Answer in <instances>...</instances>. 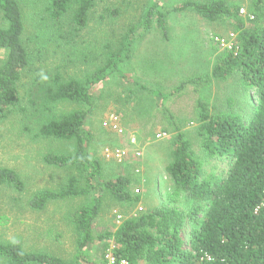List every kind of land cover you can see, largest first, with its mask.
<instances>
[{
    "label": "rangeland",
    "instance_id": "rangeland-1",
    "mask_svg": "<svg viewBox=\"0 0 264 264\" xmlns=\"http://www.w3.org/2000/svg\"><path fill=\"white\" fill-rule=\"evenodd\" d=\"M18 1L24 14L23 38L30 65L18 86L20 106L0 123V166L15 170L26 189L19 193L0 186V240L17 242L27 252L44 251L68 262L112 264L113 246L105 242L79 250L74 215L90 200L84 197L58 200L42 211L29 206L35 193L57 190L71 176L78 175L74 169L57 168L43 161L49 153L73 152L74 144L44 139L37 134L54 117L85 108L69 102L46 106L41 100L55 77L63 81L84 80L105 61L107 51H115L126 33L134 30L130 60L93 91L95 106L86 128L94 136L89 151L102 164V180L119 175L131 177L132 190L140 195L141 202L122 204L106 192H97L96 195L102 196V206L94 232L97 235L115 232L124 220L163 204L187 208L186 195L176 193L167 172L173 160L175 126L186 133L193 150L206 158L198 135V101L223 109L230 99H238L243 92L239 77L235 76L207 85L187 82L209 78L218 58L236 45L237 34L227 21L210 23L188 10L168 15L166 39L155 15L150 26L146 23L149 8L157 0H98L87 27L76 33L70 27L69 16L57 21L50 17L46 10L48 0ZM187 1L207 0H160L158 9L173 10ZM227 1L241 4L243 16L253 2ZM0 25H3L1 14ZM244 101L250 105L248 97ZM113 114L119 117L123 133L103 126ZM117 152L122 154L121 158ZM205 164L208 175L219 176L227 171L230 162L217 158L207 159Z\"/></svg>",
    "mask_w": 264,
    "mask_h": 264
},
{
    "label": "trees",
    "instance_id": "trees-1",
    "mask_svg": "<svg viewBox=\"0 0 264 264\" xmlns=\"http://www.w3.org/2000/svg\"><path fill=\"white\" fill-rule=\"evenodd\" d=\"M98 0H48L47 12L55 21L69 16L76 33L85 29ZM157 0L148 11L150 26L155 15L158 28L169 38L168 15L194 11L210 23L227 21L237 34L236 45L222 54L209 78H196L187 84L207 85L213 80L239 77V98L230 99L223 109L198 101V135L206 158L192 148L186 133L176 125L173 160L167 167L176 193L183 192L187 208L163 204L122 222L115 232L97 235L94 224L100 214L102 196L108 193L122 204L137 205L139 194L132 190L127 175L102 180V164L90 156L93 134L86 128L94 110L93 91L105 82L133 53L135 31L129 30L115 51H107L105 61L84 80L55 77L41 103L50 106L69 102L83 109L73 110L45 122L37 136L72 142L68 154L49 153L44 163L76 170L57 190L35 193L29 206L42 211L55 201L87 198L74 215L80 251L93 243L112 245L111 257L117 264H264V0H253L243 16L242 6L227 0L187 1L163 11ZM0 123L21 103L19 83L30 65L24 43L25 22L18 0H0ZM186 85L183 84L182 88ZM178 91V90H176ZM248 97L250 105L244 101ZM240 99V102H239ZM236 102L239 104L236 105ZM238 106V108H237ZM226 158L230 165L219 176L207 174L205 161ZM0 186L16 192L26 189L20 175L0 166ZM188 237V239H187ZM3 264H79L51 254L27 252L17 242L0 240Z\"/></svg>",
    "mask_w": 264,
    "mask_h": 264
},
{
    "label": "built area",
    "instance_id": "built-area-1",
    "mask_svg": "<svg viewBox=\"0 0 264 264\" xmlns=\"http://www.w3.org/2000/svg\"><path fill=\"white\" fill-rule=\"evenodd\" d=\"M241 13H242V11H241ZM222 44L225 46V42L224 41H222ZM103 126L105 128H108V129L114 131V132L123 133V129H122V126H121V123H120V119H119L118 116H116L114 114L112 116H110L108 120L105 121ZM158 137L161 138L162 135H158ZM117 154H118L117 157H120V158L122 157V154L120 152H117ZM137 155H138V157H141V153H138ZM137 193H138V190H137ZM110 261H111L112 264H117L115 259L112 258V257H110ZM122 264H126V263L123 262Z\"/></svg>",
    "mask_w": 264,
    "mask_h": 264
}]
</instances>
